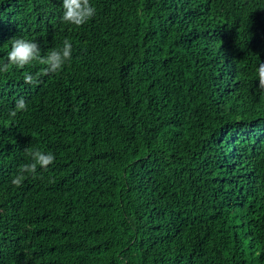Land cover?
<instances>
[{
	"label": "trees",
	"instance_id": "obj_1",
	"mask_svg": "<svg viewBox=\"0 0 264 264\" xmlns=\"http://www.w3.org/2000/svg\"><path fill=\"white\" fill-rule=\"evenodd\" d=\"M90 2L0 0V65L72 43L0 72V264H264V0ZM26 148L56 159L17 187Z\"/></svg>",
	"mask_w": 264,
	"mask_h": 264
},
{
	"label": "clouds",
	"instance_id": "obj_2",
	"mask_svg": "<svg viewBox=\"0 0 264 264\" xmlns=\"http://www.w3.org/2000/svg\"><path fill=\"white\" fill-rule=\"evenodd\" d=\"M63 15L62 21L75 25L83 26L94 18L97 9L91 4L90 0H62ZM11 50L7 54L8 63L0 65V72H7L10 66L18 69H24L26 66L38 62L44 65L40 71L35 74L25 73L24 82L29 85H37L41 76L57 73L63 69L66 63L72 58V43L65 38L63 47L50 50L47 55L41 54L40 46L37 42L28 38H13L10 40ZM259 89L264 91V62L258 67ZM27 103L21 98L16 101L15 110L10 112V116L15 117L17 112L27 111ZM26 154L31 158V163H25L20 166L18 174L12 179L11 183L17 187L22 186L27 178L25 174L36 176L38 167L48 169L55 162V155L52 152H44L38 149L26 148ZM50 182H54L50 178Z\"/></svg>",
	"mask_w": 264,
	"mask_h": 264
}]
</instances>
